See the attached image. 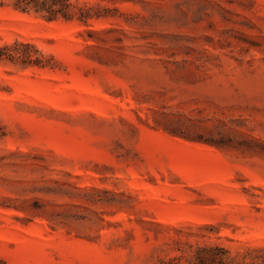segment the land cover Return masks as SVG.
I'll use <instances>...</instances> for the list:
<instances>
[{
    "label": "rangeland",
    "instance_id": "1",
    "mask_svg": "<svg viewBox=\"0 0 264 264\" xmlns=\"http://www.w3.org/2000/svg\"><path fill=\"white\" fill-rule=\"evenodd\" d=\"M70 1L0 0V264L264 247V0Z\"/></svg>",
    "mask_w": 264,
    "mask_h": 264
},
{
    "label": "trees",
    "instance_id": "2",
    "mask_svg": "<svg viewBox=\"0 0 264 264\" xmlns=\"http://www.w3.org/2000/svg\"><path fill=\"white\" fill-rule=\"evenodd\" d=\"M10 5L21 11L33 9L48 20L58 17L72 19L77 14L79 20L87 22L92 17L88 8L77 6L70 0H10ZM2 55L3 52L0 50V57ZM6 56L31 62L28 54L18 51L7 52ZM194 251L192 261L185 263L177 257L169 264H264V247H246L241 251L231 253L229 249L215 245L196 247Z\"/></svg>",
    "mask_w": 264,
    "mask_h": 264
}]
</instances>
